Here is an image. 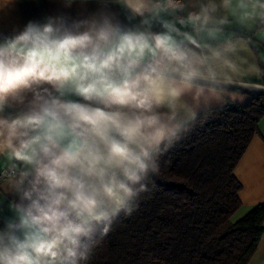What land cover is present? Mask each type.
Returning a JSON list of instances; mask_svg holds the SVG:
<instances>
[{
  "label": "clouds",
  "instance_id": "1",
  "mask_svg": "<svg viewBox=\"0 0 264 264\" xmlns=\"http://www.w3.org/2000/svg\"><path fill=\"white\" fill-rule=\"evenodd\" d=\"M60 6L0 33V264H86L264 32V0Z\"/></svg>",
  "mask_w": 264,
  "mask_h": 264
},
{
  "label": "trees",
  "instance_id": "2",
  "mask_svg": "<svg viewBox=\"0 0 264 264\" xmlns=\"http://www.w3.org/2000/svg\"><path fill=\"white\" fill-rule=\"evenodd\" d=\"M262 120L258 98L199 113L86 264H248L264 235V203L231 222L241 208L234 170Z\"/></svg>",
  "mask_w": 264,
  "mask_h": 264
},
{
  "label": "crops",
  "instance_id": "3",
  "mask_svg": "<svg viewBox=\"0 0 264 264\" xmlns=\"http://www.w3.org/2000/svg\"><path fill=\"white\" fill-rule=\"evenodd\" d=\"M59 10L60 0H14L10 6L0 10V33L9 34L14 29L22 28L28 20L40 19ZM239 34L247 39L241 56L247 61L249 70L233 86L237 98L235 101L226 98L225 103L214 102L200 113L228 104L245 106L254 98L264 105V32L249 27ZM234 175L241 185L239 199L242 211L247 212L257 204L264 203V120L259 123V133L236 166ZM248 264H264V235Z\"/></svg>",
  "mask_w": 264,
  "mask_h": 264
},
{
  "label": "rangeland",
  "instance_id": "4",
  "mask_svg": "<svg viewBox=\"0 0 264 264\" xmlns=\"http://www.w3.org/2000/svg\"><path fill=\"white\" fill-rule=\"evenodd\" d=\"M248 212V211H247ZM246 211H242L241 209H239L231 218V222H236L238 220H240L242 217H244L247 213Z\"/></svg>",
  "mask_w": 264,
  "mask_h": 264
}]
</instances>
